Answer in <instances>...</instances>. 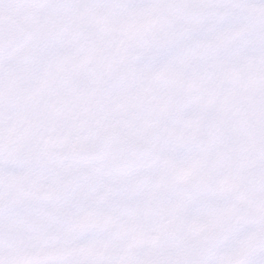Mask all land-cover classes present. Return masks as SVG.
I'll list each match as a JSON object with an SVG mask.
<instances>
[{"label":"snow or ice","instance_id":"6c2138e0","mask_svg":"<svg viewBox=\"0 0 264 264\" xmlns=\"http://www.w3.org/2000/svg\"><path fill=\"white\" fill-rule=\"evenodd\" d=\"M0 264H264V0H0Z\"/></svg>","mask_w":264,"mask_h":264}]
</instances>
